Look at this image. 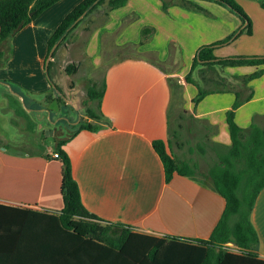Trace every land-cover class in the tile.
<instances>
[{"label":"crops","instance_id":"crops-1","mask_svg":"<svg viewBox=\"0 0 264 264\" xmlns=\"http://www.w3.org/2000/svg\"><path fill=\"white\" fill-rule=\"evenodd\" d=\"M80 1L58 0L12 35V56L6 63L14 64L17 70L7 71L0 58V106L6 103L8 95L23 102L15 110L25 117L45 123L48 117L54 126V133L48 132L54 147L56 137H62L56 131L74 129L79 119L100 125L98 130H79L62 145L88 211L105 221L122 223L130 231L156 238L176 236L189 242L207 239L224 208V198L208 183L177 173L167 182L152 140L160 138L167 144L168 110L176 80L182 86L184 110L194 118L193 132L184 131L186 138L196 140L194 130L204 124L210 141L230 144L226 111L232 107L235 92L214 91L194 104L192 97L197 89L184 76L200 45L226 37L242 26V20L213 0H190L200 8L172 4L166 11L162 10L160 0H127L123 6L110 10L105 20H95L82 50L77 57H69V61L78 64L85 61L90 69L104 66L102 117H91L75 107L77 118H68L59 107L46 108L35 97L43 94L44 98H55L48 93L50 83L42 73L47 39ZM236 1L251 20V33L238 34L216 47L214 53L264 54V8L260 0ZM102 11H96L93 18ZM147 25L153 26L154 32L140 43V30ZM81 28L73 30L81 33ZM7 42L1 47L7 46ZM71 42L66 43L63 54L72 50ZM125 44H133L136 52L112 60L118 56L112 49L118 51ZM261 67L264 64L225 66L223 74L230 78ZM237 91L241 98L250 92L251 97L234 109L235 122L243 128L251 123L264 127V71L238 86ZM52 114L57 117L51 119ZM3 132L0 131V137H4ZM54 147L18 152L0 142V203L50 213L61 211V161L53 157ZM212 152L207 148L203 155L194 151L183 158L196 161L203 173ZM250 220L258 234L253 252L264 259V186L255 199ZM59 241L62 243L53 242L52 248L34 252L33 256L44 258H32L31 264H129L127 253L96 240L77 239L65 233Z\"/></svg>","mask_w":264,"mask_h":264},{"label":"trees","instance_id":"trees-1","mask_svg":"<svg viewBox=\"0 0 264 264\" xmlns=\"http://www.w3.org/2000/svg\"><path fill=\"white\" fill-rule=\"evenodd\" d=\"M56 1L58 0H0V46ZM160 1L164 11L172 4L200 8L190 0ZM213 1L236 13L242 20V26L222 39L200 45L192 57L184 80L197 89V93L192 97L194 104L214 91L235 92L236 98L232 107L226 111L230 144L223 146L210 141L207 125L204 124L198 131L194 130L197 134L196 140L191 137L187 139L186 136L183 140L180 139L182 132H193L191 120L194 118L191 114L181 115L184 123H177L178 129L171 126L169 128L168 122L167 144L160 138L152 140V146L162 161L167 182L177 173L208 183L224 198V208L208 238L189 239L192 242L180 241L176 236L156 238L130 231L122 223L105 221L88 211L81 201L78 183L72 175L70 158L62 145L79 130H98L100 125L79 119L78 125L71 129L70 133L56 138L55 142V151L61 161V211L50 213L0 203V264H31L32 258H44L33 256V253L52 248L53 242L62 243L59 240H62L65 233H70L77 239L84 237L101 242L104 246L118 248L122 253H127L129 264H264V259L258 258L253 252L258 243V234L250 220L255 199L264 186V127L251 123L243 128L234 120V109L251 97L250 92L241 98L237 87L259 76L264 68H257L249 74L231 75L230 78L223 74L225 66L264 64V54L217 56L214 53L216 47L230 42L238 34L251 33V20L236 0ZM126 2L127 0L78 2L49 35L45 60L51 49L50 58L54 57L56 49L68 34L99 5L104 4L102 15L105 20L110 10L123 6ZM259 4L264 8V0H260ZM84 29L91 31L88 26ZM153 32V26L142 27L139 42L148 39ZM127 46L133 44H125L122 47ZM51 62L49 59L47 68ZM193 71L197 72L199 79L192 76ZM104 89V78L100 84L91 83L87 87V115L102 117L100 105ZM182 110L185 113V110ZM171 137L177 139L179 148L186 144L188 153L196 151L203 155L207 148L213 151L212 156L206 160L207 168L203 173L196 161L179 158L175 154ZM228 242L235 245L238 251L225 248L224 244Z\"/></svg>","mask_w":264,"mask_h":264},{"label":"rangeland","instance_id":"rangeland-1","mask_svg":"<svg viewBox=\"0 0 264 264\" xmlns=\"http://www.w3.org/2000/svg\"><path fill=\"white\" fill-rule=\"evenodd\" d=\"M104 4L100 6L99 9H96L98 13L101 12ZM95 11V12H96ZM94 10L90 12L87 16L88 18L83 19L77 27H82L81 33H75V28L66 39L58 46L55 51L54 57L50 58L51 62L49 67L44 66L43 74L46 79L50 83V87L48 93L54 95L55 98L47 96L43 97V94L37 95L38 104L46 105V108H56L60 109L61 114H66L69 118H77L75 107L81 108L82 112L85 111V107L88 104L86 89L91 83L100 84V81L103 76L104 66L99 69H90L91 65L82 61L80 64L75 61H69V57H74L79 54L82 50V46L85 44L88 37H90V32L93 30L94 22L98 19V21L103 20V15L98 14L97 18H93L95 15ZM92 18V19H91ZM88 24V27L91 28V31H87L84 28L85 25ZM12 37V36H11ZM10 37V38H11ZM9 38V39H10ZM72 50L66 54H63L64 47L66 43L72 44ZM75 50V51H74ZM80 50V51H79ZM136 52V48L133 46H127L123 49H112V53H117L118 56L112 58L115 60L116 58H122L125 54H133ZM12 56V44L7 42V46H0V58L2 61V65L7 67V71L13 72L16 71V67L14 64L10 62L6 63V61ZM197 72L193 71L192 76L197 77L199 79V75ZM174 88L172 91V101L170 102L168 114H169V128H177V123H184V118L181 115H187V113L183 112L185 99L182 95V86L175 80ZM14 86V85H12ZM9 89V87H8ZM10 91V89H9ZM6 103L0 106V115H3L0 120V131L3 132L4 137H0V142L3 146H7L8 148L14 151L24 152L25 150L33 149H45L48 146H53V137L48 135V132L54 133V126L51 124V121L46 117L45 120L39 119H29L25 117L22 113H19L18 110H15L20 104H23L22 101H14L10 96L7 95ZM59 97V98H57ZM27 104V100H25ZM57 116L51 115V119H55ZM61 122V121H59ZM60 124V123H59ZM48 128L50 130H48ZM183 131V130H182ZM71 132V128H67L63 131L59 129L56 131V135L60 133V135L66 136ZM169 135V134H168ZM57 138V137H56ZM185 134L182 132L181 138L184 139ZM2 140V141H1ZM172 149L175 154L179 158L186 157L189 153L186 152L185 148L187 145L183 146V150L181 151L178 147L177 139L171 137ZM55 149V147H54ZM57 152V151H56ZM58 158V157H57ZM203 166V165H202Z\"/></svg>","mask_w":264,"mask_h":264},{"label":"built area","instance_id":"built-area-1","mask_svg":"<svg viewBox=\"0 0 264 264\" xmlns=\"http://www.w3.org/2000/svg\"><path fill=\"white\" fill-rule=\"evenodd\" d=\"M52 155L55 158L59 157L58 152H56V151L53 152ZM224 247L229 249V250H232V251H238L237 247L235 245H233L232 243H230V242L224 244Z\"/></svg>","mask_w":264,"mask_h":264},{"label":"water","instance_id":"water-1","mask_svg":"<svg viewBox=\"0 0 264 264\" xmlns=\"http://www.w3.org/2000/svg\"><path fill=\"white\" fill-rule=\"evenodd\" d=\"M51 53H52V49H51V51L49 52V54H48V56H47V58H46V60H45V67H46V65H47L48 60H49L50 57H51Z\"/></svg>","mask_w":264,"mask_h":264}]
</instances>
